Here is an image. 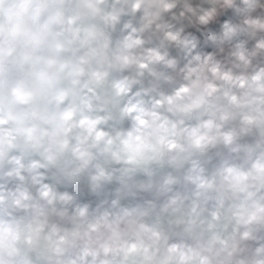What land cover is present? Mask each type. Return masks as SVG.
Listing matches in <instances>:
<instances>
[{"label":"clouds","instance_id":"obj_1","mask_svg":"<svg viewBox=\"0 0 264 264\" xmlns=\"http://www.w3.org/2000/svg\"><path fill=\"white\" fill-rule=\"evenodd\" d=\"M0 264H264V0H0Z\"/></svg>","mask_w":264,"mask_h":264}]
</instances>
